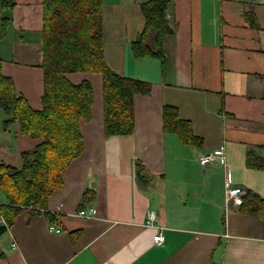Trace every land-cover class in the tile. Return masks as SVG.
<instances>
[{
	"label": "crops",
	"instance_id": "crops-1",
	"mask_svg": "<svg viewBox=\"0 0 264 264\" xmlns=\"http://www.w3.org/2000/svg\"><path fill=\"white\" fill-rule=\"evenodd\" d=\"M143 1L102 0L105 63L151 84L149 94L134 97L133 132L105 137L101 76L67 74L93 87L91 119L80 122L83 151L47 199L54 218L22 209L0 236V264H264V214L249 212L246 201L264 199V169L246 163L248 152L264 158V0H170L174 32L163 40L162 65L130 50L143 28ZM14 2L4 10L10 26L0 40L1 72L40 109L42 7ZM152 38L148 32L149 44ZM165 105L190 123L199 146L163 129ZM5 118L0 162L18 167L20 153L39 140ZM220 148L223 162L199 165L200 153ZM227 184L241 187L243 206L226 201ZM89 207L95 217L77 214ZM158 231L161 245L153 241Z\"/></svg>",
	"mask_w": 264,
	"mask_h": 264
},
{
	"label": "trees",
	"instance_id": "trees-1",
	"mask_svg": "<svg viewBox=\"0 0 264 264\" xmlns=\"http://www.w3.org/2000/svg\"><path fill=\"white\" fill-rule=\"evenodd\" d=\"M42 7L41 69L43 91L41 108L33 109L25 97L15 92L13 81L1 72L0 109L4 125L17 122L21 134L39 142L20 153L18 167L0 162V236L14 222L22 209L46 212L47 199L63 186V175L72 160L83 151L81 121L91 119L93 87L90 81L72 83L67 74L84 72L101 76L103 131L105 137L129 135L135 124L134 97L149 94L147 81L123 76L111 70L103 56L102 0H40ZM170 0H145L139 4L143 28L130 43L136 57H151L164 63L162 43L174 30L167 19ZM14 0H0V40L10 26L4 12ZM251 25L255 22L251 20ZM148 32L152 42L146 41ZM163 129L177 135L188 145L201 144L187 120L177 108H162ZM249 167L264 169V158L247 153ZM249 212L264 214V199L257 194L246 200ZM246 203V202H245ZM243 203L239 205L243 206Z\"/></svg>",
	"mask_w": 264,
	"mask_h": 264
},
{
	"label": "built area",
	"instance_id": "built-area-1",
	"mask_svg": "<svg viewBox=\"0 0 264 264\" xmlns=\"http://www.w3.org/2000/svg\"><path fill=\"white\" fill-rule=\"evenodd\" d=\"M223 150L222 148L217 149L211 153H200L197 156V161L199 165L203 168L206 167L209 163L213 161H218L219 163L223 162ZM243 190L241 187H229L226 185L225 197L226 201H232L235 205L239 206L243 203L241 195ZM77 214L80 217L93 218L97 215V210L94 207H89L87 209H79ZM154 220V212L147 213V224L150 225ZM49 230L55 233H59L60 229L56 227V224L53 221H49ZM153 241L156 245H161L164 241V237L161 231L153 237ZM15 245H13L14 247Z\"/></svg>",
	"mask_w": 264,
	"mask_h": 264
},
{
	"label": "rangeland",
	"instance_id": "rangeland-1",
	"mask_svg": "<svg viewBox=\"0 0 264 264\" xmlns=\"http://www.w3.org/2000/svg\"><path fill=\"white\" fill-rule=\"evenodd\" d=\"M96 86H97V81H95L94 82V87L96 88ZM0 116H1V118H5V115H4V112L0 109ZM1 120L2 119H0V122H1ZM2 124V123H1ZM12 127H13V125H12ZM11 129V128H10Z\"/></svg>",
	"mask_w": 264,
	"mask_h": 264
}]
</instances>
